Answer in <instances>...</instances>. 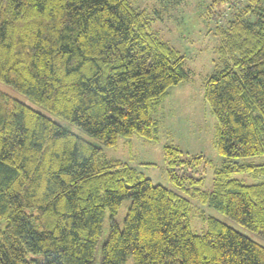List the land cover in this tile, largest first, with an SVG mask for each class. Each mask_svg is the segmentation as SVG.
I'll list each match as a JSON object with an SVG mask.
<instances>
[{"label":"trees","instance_id":"trees-1","mask_svg":"<svg viewBox=\"0 0 264 264\" xmlns=\"http://www.w3.org/2000/svg\"><path fill=\"white\" fill-rule=\"evenodd\" d=\"M132 0H0V81L106 148L158 138L153 115L188 77L183 55L160 39ZM224 4L228 0H211ZM222 33V70L203 97L217 122L211 162L162 148L170 185L264 238V0H246ZM253 17V21L244 19ZM0 91V264H264V247L212 217L190 227L191 202ZM259 179L243 184L234 176ZM130 205L120 228L122 202Z\"/></svg>","mask_w":264,"mask_h":264},{"label":"rangeland","instance_id":"rangeland-1","mask_svg":"<svg viewBox=\"0 0 264 264\" xmlns=\"http://www.w3.org/2000/svg\"><path fill=\"white\" fill-rule=\"evenodd\" d=\"M134 8L144 11L151 20V27L161 40L177 49L184 57V66L188 77L178 85L168 89V95L153 115L158 124V138L150 141L139 136L119 138L113 148H106L67 121L54 116L43 106L28 99L11 86L0 81V91L25 104L34 111L53 120L67 130L86 138L92 144L101 147L99 159L119 160L133 167L138 173L149 178L153 184L173 189L187 198L192 205L190 227L193 233L203 234L206 225L203 217H212L247 236L264 247V238L252 232L213 208L202 205L175 190L167 180L166 164L162 156L164 146L180 149L186 157L202 156L211 162L201 174L200 188L210 192L213 185L214 170L223 165V158L217 154V122L210 114L203 93L208 78L222 70L218 49L222 33L229 27L246 7V0H228L224 4H214L211 0H132ZM244 19L253 21V17ZM241 163L263 164L264 155L244 159ZM243 184H254L259 179L248 175L234 176ZM264 180V179H262ZM130 205L124 200L114 217L121 228ZM110 220L105 212L102 230L94 250V264H101V245L109 233ZM123 264H133L130 255Z\"/></svg>","mask_w":264,"mask_h":264}]
</instances>
